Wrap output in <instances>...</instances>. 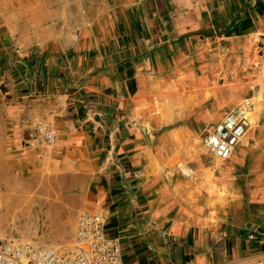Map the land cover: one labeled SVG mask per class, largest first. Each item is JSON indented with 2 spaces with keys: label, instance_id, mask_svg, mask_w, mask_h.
Segmentation results:
<instances>
[{
  "label": "crops",
  "instance_id": "crops-1",
  "mask_svg": "<svg viewBox=\"0 0 264 264\" xmlns=\"http://www.w3.org/2000/svg\"><path fill=\"white\" fill-rule=\"evenodd\" d=\"M0 24V212L50 202L63 224L100 211L123 264H220L264 250V207L215 244L190 238L158 206L147 179L161 177L131 162L142 150L135 91L191 40H260L264 0H0ZM35 105L52 110L47 148L23 143Z\"/></svg>",
  "mask_w": 264,
  "mask_h": 264
},
{
  "label": "rangeland",
  "instance_id": "rangeland-1",
  "mask_svg": "<svg viewBox=\"0 0 264 264\" xmlns=\"http://www.w3.org/2000/svg\"><path fill=\"white\" fill-rule=\"evenodd\" d=\"M259 43L239 36L191 40L175 47L135 91L132 122L142 150L131 162L148 177H161L147 179L158 206L168 213L176 231L190 238L204 234L215 244L222 231L238 228L249 211L264 207V74L259 67ZM246 97L255 104L250 115L254 122L230 157L218 159L205 146L204 137ZM49 106L46 110L34 106L23 138L36 119L54 129L47 115L52 111ZM90 191L92 202L96 188ZM77 198L83 199L84 193L79 190ZM75 219L52 223L56 219L50 202L30 212H0V235L68 250Z\"/></svg>",
  "mask_w": 264,
  "mask_h": 264
},
{
  "label": "built area",
  "instance_id": "built-area-1",
  "mask_svg": "<svg viewBox=\"0 0 264 264\" xmlns=\"http://www.w3.org/2000/svg\"><path fill=\"white\" fill-rule=\"evenodd\" d=\"M259 42V67L264 74V33ZM254 109L253 100L246 97L215 122L204 137L205 146L214 156L230 157L246 132ZM54 139V129L43 119H36L23 138L26 144L39 143L43 147L51 145ZM121 250L120 240L106 232V215L90 209L77 215L68 250L0 235V264H123ZM221 264H264V250Z\"/></svg>",
  "mask_w": 264,
  "mask_h": 264
},
{
  "label": "bare ground",
  "instance_id": "bare-ground-1",
  "mask_svg": "<svg viewBox=\"0 0 264 264\" xmlns=\"http://www.w3.org/2000/svg\"><path fill=\"white\" fill-rule=\"evenodd\" d=\"M252 122H254V117H250V123H252ZM218 159H220V158H218ZM221 160H224V159H221Z\"/></svg>",
  "mask_w": 264,
  "mask_h": 264
}]
</instances>
